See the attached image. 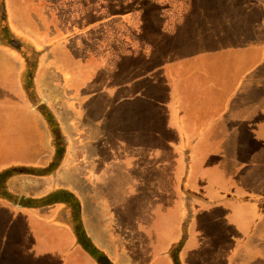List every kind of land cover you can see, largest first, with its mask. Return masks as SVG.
I'll return each mask as SVG.
<instances>
[{
  "label": "crops",
  "instance_id": "0c3cea01",
  "mask_svg": "<svg viewBox=\"0 0 264 264\" xmlns=\"http://www.w3.org/2000/svg\"><path fill=\"white\" fill-rule=\"evenodd\" d=\"M242 1L211 0L209 16L202 17L194 10L197 0H146L144 5L134 2L135 6L153 9L154 14L147 17L143 10L140 15L134 14L133 1L131 11L116 16H105L100 9L96 10L95 24L86 28L115 21L130 29L118 37L114 35L123 45L111 51L110 47L102 45L100 37L93 38V48H87L88 41L82 40L86 29L78 20L76 25L62 30L52 13V2L0 0L1 221L18 226L21 236L33 231L34 226L55 231L58 251L51 254L60 264H99L82 244H76L71 223H49L52 218L63 219L65 212L70 214L69 201H73L89 244L112 264H175L169 250L181 235L184 210L178 181L183 164L179 163L180 176L173 180L177 182L173 187L177 196L176 226L164 245L153 248L154 260L150 262L148 258L142 261L134 252L143 253L144 246L131 245L128 229L132 226L121 222L123 226L113 215L116 209L111 205V185L117 182L114 173L118 169L122 178L117 183L124 186L127 193L124 198L128 202L136 204L145 200L148 203L155 198L153 193L158 199L166 197L170 185L159 181L157 175L153 177H156L154 190L152 187L147 190L152 182L148 174L138 175L142 176L140 182L127 178L130 171L134 173L133 157L128 151H139L136 143L140 141L138 135L130 134L141 132L143 150L155 152L157 146L160 151L163 137L156 133L162 132L155 112L165 108L152 106V98L172 96L174 85L169 76L186 80L196 69H207L203 76L214 72L223 80L214 98L195 95L199 90L197 85L194 87L196 82L176 85L177 107L183 122L175 123L170 101L166 107L170 115L162 131L165 125L170 128L174 125L170 123L172 118L176 125L169 130L168 138L180 145L183 136L191 135L196 122H203L204 117L223 115L224 161L238 181H241L239 176L245 178L246 175L242 181L247 185L244 187L247 193L243 190L236 193L246 194L260 203L250 204L255 213L251 229L240 226L237 215L230 214L231 202L219 201L217 197H222L219 194L208 196L213 199L210 203H214L210 220L225 225L231 232L222 254L215 255L222 260H215L213 264H264V95H259L264 94V87H260L264 84V19L244 17L246 11L241 15L246 4ZM249 1L252 7L247 10L259 9L257 13L264 14V0ZM134 18L142 25H131ZM5 38L14 43H6ZM22 50L29 56L31 52L36 53L34 93L52 112L65 145L57 169L45 175H34V170L50 167L54 157L53 139L44 116L26 93L27 63ZM182 53L187 57L173 62L165 59ZM153 61L158 62L157 66L162 65L157 70L162 69L164 74L154 75L156 70L151 74L153 80L140 81L137 72L149 69ZM100 75L102 78L97 83L96 77ZM133 76H136L135 82ZM257 85L256 97L251 100ZM138 90L145 95L138 96ZM192 96L202 97L204 106H196L191 111L188 101ZM149 114L153 116L150 121L145 118ZM192 115L197 116L194 123H190ZM247 131H256L253 146L249 145L252 138L245 135ZM245 139L249 141L247 146ZM198 148H194L197 156ZM194 184L191 182L197 189L199 186ZM161 209L158 207L157 211ZM206 218L204 208L195 205L193 218L188 223L190 239ZM116 224L120 228H114ZM245 229L251 231L240 238ZM138 237L145 239L144 233ZM211 251L214 254L213 247ZM193 252L196 251L190 252L189 244L185 243L178 252V261L193 264ZM206 255L208 257L207 252ZM40 259L29 258V263H43Z\"/></svg>",
  "mask_w": 264,
  "mask_h": 264
},
{
  "label": "rangeland",
  "instance_id": "374dc122",
  "mask_svg": "<svg viewBox=\"0 0 264 264\" xmlns=\"http://www.w3.org/2000/svg\"><path fill=\"white\" fill-rule=\"evenodd\" d=\"M48 2H54L59 3L58 7L56 6V15H58V25L64 26L71 14V4L76 3L77 0H45ZM121 2V8H118L117 14L126 13V11H130L129 7V1L130 0H119ZM124 1L126 4L124 5ZM133 1V5L135 0ZM137 1V0H136ZM211 0H197L196 8L194 9L196 14L198 16H209L207 15V11H209L208 4ZM110 2L116 3L115 0H101V3H105L108 5L107 9H111L113 7L110 6ZM251 2L249 0H244L242 3H246L245 7L241 9L242 12L240 14L242 15L243 12L246 11V14L244 17H256L261 20L264 19V14L261 13L260 15L257 13L259 9H254L252 11L247 10L248 8L252 7ZM81 3V2H80ZM141 4V3H140ZM132 5V3H131ZM115 6V5H114ZM102 8H105L104 5H102ZM115 8V7H114ZM113 8V9H114ZM144 8V6H143ZM132 9L134 10L135 15H140L141 11L139 13L140 6H133ZM112 10V9H111ZM153 9L149 10V15H153L154 12H152ZM188 13V12H186ZM103 15V12H102ZM135 24V26L139 27L140 22L139 19L137 22H135V18L132 22ZM131 23V25H132ZM125 33V28L123 24H120L119 22H109L105 24L104 26L101 25L100 28H94L90 29L89 31H86L84 33L82 40H87V48H93V38L100 37L102 41V45L106 47H110V50L112 51L115 49V47L122 46L120 42L121 40H118L120 38H115L114 35L118 37V35H123ZM111 37V38H110ZM81 41V38H80ZM86 49V48H85ZM103 50V49H102ZM198 52V51H197ZM184 57L183 53L178 55L175 54L171 57H166L165 59L169 61H178ZM168 62V61H166ZM157 61H153L149 63V69H145L143 71L137 72V76L139 80L141 81H147L150 82L153 80V76L155 74H158L162 71L157 70L160 69V66H157ZM157 70V71H156ZM207 70V69H206ZM206 70H198L196 69L193 71L186 80H183L182 78L169 76V78L172 80L170 81L174 85V91L172 92V96L168 97L167 99H163V97H157L155 100L152 98L151 104L152 106H158V107H164L165 110H159L158 112H155V115H158L160 118V123L158 121L157 125H159L160 131L162 133H159L156 131L157 136L160 134V138L163 137V141L160 142V151H157L158 147H155L154 151H146L143 150V143L144 140L141 138V132L130 134L133 136L138 135L140 137V141L136 143V145L139 148V151L136 150H130L128 153L131 154L133 157L131 159L132 162V170H134V173L132 174L131 171L129 172V176L127 178L132 180H138L140 182L142 176H138L140 174L149 176V182H151L150 186L147 188V190L152 187H154V183L156 180L157 175L158 180L163 181L165 184H168V187L172 186V188H167L165 193V198L158 199V196L153 193V198L148 203L145 200L138 201V203L134 202H128L124 196H126V192L124 191V186L117 183L119 180H121L120 170L117 169V171L114 173V178L117 182L112 183L111 187L113 188V197L111 200V205H113L116 209L115 212H113V215L116 217L118 223L122 224L121 222L132 226L128 230L127 238L130 240V243L132 246H144L143 253L134 250L135 253H138V258L143 261V259H147L148 261L154 260V251L153 248H159L160 246L164 245L168 238V234H170L176 226V218L178 215L177 213V196H176V190L174 177L178 178L179 174V163L182 165V175L179 182V187L181 190V193L183 195V217H181L182 225L180 226V238L176 242L172 243V246L169 250V254H173L176 252H179L182 245L185 243H188L190 246V252H193V264H213L214 261H221V257L215 256L216 253L222 254V249L226 245V238L231 235V232L227 229L225 225L216 224L215 222H212L210 220V216L212 215L211 210V204L210 203L212 198L208 197L212 194H219L217 197L219 198V201L224 202H231L230 203V211L231 215H237L238 224H241L240 226L248 228L254 226L255 221V213L251 209V205L253 203H260L257 202L255 199H253L250 196H247L246 194H238L236 191H246L244 188L247 186L246 184L243 185V181H245L244 177L239 176L238 181L234 174L232 173L230 167H227V162L224 161V150L223 145L225 144L226 137L223 135V129H222V119L223 115H219V118H215L213 116L204 117L205 119L203 122H196V126H192V132L191 135L185 138H183L184 134L182 135V142L180 145L175 144L174 140H170L168 138L169 130L171 129L175 123L183 122L182 120V114L178 111L177 107V94H176V85H179L180 83L185 82H196L194 87L197 85V93L195 95L202 94L204 99H213L215 94L219 91L217 88L222 86L223 80L221 75L219 76L216 73H212L210 75L203 76V72L207 73ZM156 71V72H154ZM152 72H154V75H151ZM164 74V72H161ZM160 77V75H158ZM142 77H145L144 79ZM101 75L96 77V82L100 83ZM160 78H163L160 77ZM134 82L136 81V76H133L132 78ZM221 81V82H220ZM145 82L146 84H148ZM99 85V84H98ZM95 87V85H94ZM258 85L253 91L252 98L256 97V90ZM261 88L264 87V84L260 86ZM141 88V86L138 87V89ZM137 90V89H136ZM135 91V90H134ZM144 91V90H143ZM140 94L138 96L141 97V95H145L143 92L138 90ZM255 95V96H254ZM264 95V94H259ZM254 96V97H253ZM198 98V100H197ZM190 97L189 98V105L191 111H194L195 107L197 106H204V101L201 102L202 97ZM171 101L173 104V107L170 106L172 117L175 118V123L173 119L171 118V128L165 125L163 131L162 127L164 126V123L166 122V119L169 118L168 111L166 109L168 103ZM195 101V102H194ZM247 101V99H246ZM170 103V104H171ZM171 104V105H172ZM169 106V105H168ZM147 107V106H146ZM200 109V108H199ZM194 113V112H192ZM196 114V113H195ZM206 116V115H205ZM208 116V115H207ZM152 115H148L145 118H149V121L151 120ZM185 117V115H183ZM195 115H192L190 117V123L195 122ZM200 118V117H199ZM178 120H180L178 122ZM189 123V120H187ZM216 123V124H215ZM242 122H237L236 124H240ZM167 124V123H166ZM195 128V129H194ZM254 133V135H252ZM246 136L249 135V137L252 138V140H249V145L253 146V143L256 140V131H247ZM134 138V137H133ZM145 138L147 141V136L145 135ZM141 141L143 143H141ZM254 141V142H253ZM246 146L247 141L245 139ZM155 145V144H154ZM197 145V146H196ZM245 146V147H246ZM198 148V155L195 153L194 148ZM164 151V152H163ZM148 152H151L153 155L148 154ZM119 153V151H118ZM18 155V154H17ZM137 162L135 163V161ZM147 161V163H145ZM152 161V162H148ZM151 164V165H148ZM155 166V167H154ZM192 167V169L190 168ZM190 168V170H189ZM136 170V173H135ZM147 170V171H146ZM189 170V171H188ZM176 174V176H175ZM180 176V174H179ZM153 178V179H152ZM247 181V180H246ZM191 182L195 183L194 186H199L197 189L191 185ZM145 184V183H144ZM140 190L143 192L142 182L140 183ZM154 190V189H153ZM111 194V192H110ZM116 195V196H115ZM151 196V195H150ZM216 198V199H217ZM213 200V199H212ZM39 205V204H38ZM195 205H200V208H204V211L207 215L208 219L207 221H203V224L201 225V229L198 230L195 233L194 238H191V234L189 236V228L188 223L191 221L194 215V208ZM158 207H162L161 211H157ZM71 208V207H70ZM164 208V211H163ZM169 212H167V210ZM12 216V215H11ZM24 217V216H22ZM73 214H72V208L71 212L64 214V218L62 219H55L52 218L49 220V223H61L60 221L69 222L72 224V228L75 234V237L77 238L76 244H87L86 239L81 234L80 226H75L73 224ZM25 218V217H24ZM254 220V221H253ZM116 221V223H117ZM253 221V223H252ZM63 224V223H62ZM123 225V224H122ZM124 226V225H123ZM119 226L116 224L114 228H118ZM120 228V227H119ZM45 227L42 226H34L33 231H27L25 235L21 236V231L18 226L13 227L12 225H5L3 221H1L0 218V264H32L29 263L31 259L40 258V261L43 263L38 264H60V262L56 261L53 258H57L55 255V252L58 251V245H57V236L55 231L51 230H45ZM251 230L247 231V229L244 230L243 234L240 235V238L246 237ZM148 232V233H147ZM144 233L145 239H141V237H138V235H141ZM135 235L137 237H135ZM148 235V237H147ZM137 239L135 242L134 239ZM238 238V237H237ZM130 244L129 246L132 247ZM49 246V247H48ZM212 247L214 250V254L212 253ZM87 251V250H86ZM90 251V250H89ZM231 251V248L229 249V252ZM53 252V254H51ZM91 252V251H90ZM206 252L208 253V257L206 255ZM198 254V256H197ZM223 258V256H222ZM156 259V257H155ZM58 260V258H57ZM157 260V259H156ZM175 264H183L181 261H178V259L173 258ZM159 261V258L158 260Z\"/></svg>",
  "mask_w": 264,
  "mask_h": 264
},
{
  "label": "flooded vegetation",
  "instance_id": "af4514ba",
  "mask_svg": "<svg viewBox=\"0 0 264 264\" xmlns=\"http://www.w3.org/2000/svg\"><path fill=\"white\" fill-rule=\"evenodd\" d=\"M115 1H117V2L116 3L110 2L108 4H110V6L113 8L114 7L115 8L121 7L120 6L121 2L119 0H115ZM99 2H101V0H77L76 3H74L75 5L71 4V8H72L71 14L69 16L67 23L64 26H61L62 30H64V27H66V26L68 27L71 25H76L77 20H78V21H80V25L82 24V26H84V29H86L85 31H89L90 28H86V27H88L89 25L92 26L95 24L93 22L96 19V13L95 12H96V10H99V9L101 12H103V15H105V16L111 17V16L120 15V14H116V13H114V14L111 13V12H113V10H115V8L114 9L111 8L112 10L107 9V7H108L107 4H105V3L100 4ZM129 2H130L129 3V7H130L131 0ZM52 3H54V2L52 1ZM125 4H126V2L124 1V5ZM53 5L50 6V7H52V10H53L52 13L55 16L56 22H59L58 21V15H56V11H54V10H56L55 9L56 6L58 7V5H60V4L54 3ZM102 5H104L105 8H102ZM139 13H140V10H139ZM132 25H135V24L132 23ZM100 27L97 26L94 28H100ZM94 28L92 27L91 29H94ZM126 30L130 31V29H128V28H125V32H126ZM2 35H3V33H2ZM5 39H6V43H9V44L14 43V42H11L10 38H5ZM85 45H87V44H85ZM15 46L17 47V49L20 47L18 44ZM22 53H23L24 57H26V63H27V72H26L25 78H24V87L26 89V93L29 96V98L31 99V101L34 103L36 108L44 116V118H45V120L49 126L50 132L52 134V139H53L54 157L51 161L50 167H47L46 169H35L34 170V175H45L47 173H52L53 171H55L57 169V167L59 166L61 155L63 153L65 145H64V140L60 141V138L58 136L60 134V132H59L58 124H57L52 112L48 109V107H46V105L43 101H40L36 97V95L34 93L33 74H34V68H35L36 53L31 52L30 56H29V54H27L28 52H25V50L24 51L22 50ZM100 255L105 256L104 254H98L96 256V260H97L98 256H100ZM110 263L112 264L111 261H110Z\"/></svg>",
  "mask_w": 264,
  "mask_h": 264
},
{
  "label": "trees",
  "instance_id": "16d2710c",
  "mask_svg": "<svg viewBox=\"0 0 264 264\" xmlns=\"http://www.w3.org/2000/svg\"><path fill=\"white\" fill-rule=\"evenodd\" d=\"M135 2H136V0H135ZM138 2H140L142 5H144V4H146L147 2H146V0H137V2H136V4L138 3ZM140 3H139V5H140ZM121 6V5H120ZM122 7V6H121ZM121 7H119V8H121ZM118 8H115V10H113V12H111V13H116L117 14V10ZM141 10H143V14L145 15V17H147V16H150L149 15V10H148V8L146 7V6H144V8H142L141 6H140V11ZM141 14H142V12H141ZM141 25H142V23H141ZM59 136V138H60V141H62L63 139H62V135H58ZM9 171V170H8ZM7 173V172H6ZM45 201H47V199L45 200ZM71 203H73V201H69V205H70V207L72 208V214H73V224L75 225V226H77V225H79L81 228H80V230L82 231L81 232V234L83 235V237L86 239V241H87V244L85 245H83L82 244V246L85 248V250H87L94 258H96V256L99 254L97 251H96V249H94V247L92 246V245H90L89 244V241H88V239H87V237H86V235H85V233H84V230H83V228H82V226H81V222H80V220H79V215H78V207H77V204H76V202H74L73 204H71ZM91 252H90V251ZM172 257L173 258H175V259H178V252H176V253H173L172 254Z\"/></svg>",
  "mask_w": 264,
  "mask_h": 264
},
{
  "label": "water",
  "instance_id": "95a60500",
  "mask_svg": "<svg viewBox=\"0 0 264 264\" xmlns=\"http://www.w3.org/2000/svg\"><path fill=\"white\" fill-rule=\"evenodd\" d=\"M97 261L99 264H111L110 261L105 256H98Z\"/></svg>",
  "mask_w": 264,
  "mask_h": 264
}]
</instances>
